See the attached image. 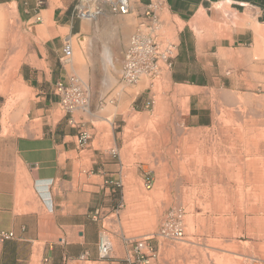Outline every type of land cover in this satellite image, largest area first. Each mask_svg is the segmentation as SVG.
<instances>
[{
    "label": "rangeland",
    "instance_id": "rangeland-1",
    "mask_svg": "<svg viewBox=\"0 0 264 264\" xmlns=\"http://www.w3.org/2000/svg\"><path fill=\"white\" fill-rule=\"evenodd\" d=\"M159 13L160 50L164 52L172 43L174 58L170 66L160 61L155 76L143 75L134 84L121 82L122 48L94 26L113 23L128 39L138 25L135 11L125 16L105 14L96 25L86 20L89 34L83 43L81 35L68 34L73 56L79 62L83 59L79 69L73 60L72 71L91 90V111L84 127L90 129L89 124L99 130L105 148L115 152L112 158L121 184L115 187L104 221L113 246L111 255L131 251L126 237L157 231L168 209L182 207L185 235L153 241L156 255L147 264H237L238 259L240 264H264V47L250 58L240 50L219 52L218 59L214 53L207 55L217 50V41L230 37L227 16L215 23L198 20L199 26L190 28L195 36L176 47L179 30L185 27L187 33L190 26L167 11ZM3 14L6 19H0V30L7 25L10 33L4 41L8 48L2 66L15 54L25 53L30 37L28 25L19 20L15 9H4ZM106 45L115 55L113 65L105 58ZM210 59L213 67L205 68ZM174 69L188 71V82L175 83ZM141 89L145 106L137 108L133 98ZM0 101L2 108L6 100ZM26 119L24 111L15 118L5 117L3 124L20 132ZM37 126L39 120L32 122L31 127ZM186 157L199 158L204 169L214 168V179H207L206 173L188 178L181 170L189 163ZM147 178L150 188L145 187ZM132 264H140L135 256Z\"/></svg>",
    "mask_w": 264,
    "mask_h": 264
},
{
    "label": "crops",
    "instance_id": "crops-1",
    "mask_svg": "<svg viewBox=\"0 0 264 264\" xmlns=\"http://www.w3.org/2000/svg\"><path fill=\"white\" fill-rule=\"evenodd\" d=\"M136 1L135 13L141 6L156 0ZM157 1L159 12L167 11L184 26H190L187 33L185 27L179 30L176 47L186 45V37L195 36L190 28L196 29L201 23L198 20L215 23L221 22L223 16L231 22L230 37L217 41L220 44L217 50L207 55L214 53V58L218 59L219 52L240 50L250 58L264 47V42L258 40L254 32L256 24L264 25V0ZM76 2L0 0V19H6L4 9L13 8L30 30L25 53L19 52L6 65L0 64L2 69L13 63L17 66L14 75L6 74L5 86L1 85L3 90L0 91V98L6 100L0 107V233H13L8 239H0V264H132L134 259L130 250L123 255L99 257L98 235L105 228L115 187L121 184L117 181V164L112 158L115 153L113 148H105L100 131L89 124V130L93 131L91 138L85 146L79 147L76 124L70 122V116L62 110L53 91L55 82L72 71V65L68 67L60 61L64 38L68 34L81 35L80 38L89 34L90 23L74 13ZM220 2L228 4V12L216 7ZM111 25L98 29L94 26V30L123 48L128 34ZM9 33L8 26L3 25L0 63L7 52L4 41ZM105 49L115 57L109 45ZM74 64L81 68L83 59ZM204 67L212 68L213 60L205 61ZM189 74L186 70L174 69L171 78L175 83L188 82ZM142 93L141 89L134 96L133 102L138 99L135 107L145 106ZM13 95L17 96L15 100ZM29 95L32 97L27 102ZM190 105L189 98V113ZM24 111L27 119L21 126L22 133L6 128L5 117L15 118ZM109 112L107 109L106 114ZM78 119L84 125L85 117L80 115ZM35 120H39L37 128L31 127ZM95 209L99 211L98 216L94 215Z\"/></svg>",
    "mask_w": 264,
    "mask_h": 264
},
{
    "label": "built area",
    "instance_id": "built-area-1",
    "mask_svg": "<svg viewBox=\"0 0 264 264\" xmlns=\"http://www.w3.org/2000/svg\"><path fill=\"white\" fill-rule=\"evenodd\" d=\"M133 0H77L74 13L80 19L91 20L105 14L125 16L134 11ZM138 25L135 31L129 36L121 51L120 79L124 84H134L140 77L155 76L160 69L159 62L171 65L172 43L165 49L160 50V40L157 30L162 23L159 13V1L150 2L141 6L137 12ZM40 20V18H37ZM73 46L71 38L66 36L62 45L60 61L62 65L71 66ZM53 91L58 102L66 114L70 116V122L76 124V143L79 147L85 146L90 138L91 132L84 127L79 119L80 115L86 117L90 114L91 91L89 86L73 71H69L63 79L55 82ZM115 153V152H114ZM152 182L146 179L145 187L150 188ZM98 216L99 211L94 210ZM184 215L182 207L170 208L167 210L164 220L157 231L142 236L126 237V243L131 246V251L136 262L147 264L156 255V245L153 243L158 238L181 239L184 235ZM13 236L12 232L0 233V239H8ZM112 242L108 230L103 228L98 235V254L100 258H108L112 254Z\"/></svg>",
    "mask_w": 264,
    "mask_h": 264
},
{
    "label": "bare ground",
    "instance_id": "bare-ground-1",
    "mask_svg": "<svg viewBox=\"0 0 264 264\" xmlns=\"http://www.w3.org/2000/svg\"><path fill=\"white\" fill-rule=\"evenodd\" d=\"M228 4H226V3H216V7H222L223 9H224V11L225 12H228L229 11V7L227 6ZM95 19H97V18H93V19H91V20H87V21H93V20H95ZM84 20H86V19H84ZM94 23H95V25H96V20L94 21ZM110 24V23H109ZM112 26V25H111ZM117 26H118V24H117ZM108 27V26H107ZM107 27H105V28H107ZM96 29H98L97 27H96ZM254 32H255V34H256V36H257V38H258V40H260L261 42H264V25H260V24H256L255 25V27H254ZM1 36H2V34H1V30H0V59L2 58V46H3V44H1V41H2V38H1ZM80 41H81V43H83V42H85V39H84V37H81L80 38ZM73 46V45H72ZM104 55H105V58H106V60H107V62L109 63V64H114V57H113V55L107 50V49H105L104 50ZM77 55H75V57L74 56H72V61H73V57H74V60L75 61H79V60H77L76 57ZM16 69H17V66H16V64L15 63H13V64H11L10 66H9V68H7V69H2V68H0V91L1 90H3V88H2V86L4 87L5 86V78L7 77V75L6 74H8V72H10V75H14L15 73H16ZM163 76H164V74H163ZM164 79V78H163ZM2 85V86H1ZM21 87V86H20ZM180 90V89H179ZM181 91V90H180ZM182 92V91H181ZM238 114V113H237ZM241 114V113H240ZM255 115V114H254ZM239 116V115H238ZM247 116V115H246ZM240 120V119H239ZM149 130H151V129H149ZM148 130V131H149ZM149 133V132H148ZM148 136V135H147ZM147 140V139H146ZM148 141V140H147ZM162 142H163V140H162ZM255 142V141H254ZM141 146H142V144H141ZM255 148V147H254ZM143 149V148H142ZM165 150H166V148H165ZM170 150V149H169ZM168 150V151H169ZM172 154V153H171ZM241 157V156H240ZM185 158V157H184ZM188 159H190L188 162V164L187 165H185L184 167H181V170H182V172L183 173H185L186 174V176L188 177V178H193V179H195V178H197V177H201V175H202V173H206V178L207 179H209L210 181H212L213 179H214V171L215 170H213L212 168H206V169H204L202 166H201V162L199 161V158H188ZM187 159V157H186V160H188ZM185 163H186V161H185ZM182 165V164H181ZM256 176V175H255ZM261 177V176H260ZM187 178V179H188ZM253 179V178H252ZM254 180V179H253ZM196 181V180H195ZM195 181L193 180V183H195ZM261 181V180H260ZM128 188V187H127ZM126 188V189H127ZM131 193V192H130ZM249 199V198H248ZM233 244V243H232ZM172 246V245H171ZM211 253V252H210ZM167 260V259H166ZM168 262V261H167ZM182 262V261H181ZM236 263L237 264H240V263H242V260L241 259H238V260H236Z\"/></svg>",
    "mask_w": 264,
    "mask_h": 264
},
{
    "label": "trees",
    "instance_id": "trees-1",
    "mask_svg": "<svg viewBox=\"0 0 264 264\" xmlns=\"http://www.w3.org/2000/svg\"><path fill=\"white\" fill-rule=\"evenodd\" d=\"M137 102H138V99H137V100H135V102H134V103L136 104ZM137 108H140V107L138 106Z\"/></svg>",
    "mask_w": 264,
    "mask_h": 264
}]
</instances>
